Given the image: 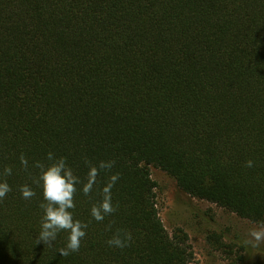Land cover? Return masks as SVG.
Instances as JSON below:
<instances>
[{
    "label": "trees",
    "instance_id": "1",
    "mask_svg": "<svg viewBox=\"0 0 264 264\" xmlns=\"http://www.w3.org/2000/svg\"><path fill=\"white\" fill-rule=\"evenodd\" d=\"M49 151L81 178L84 157L114 160L120 174L118 211L103 222L90 208L108 174L91 197L77 185L71 211L89 226L67 257L66 232L36 243L42 190L19 160ZM4 166L0 264H189L187 234L159 218L152 168L190 197L264 221V0H0ZM117 229L131 232L129 247L106 245Z\"/></svg>",
    "mask_w": 264,
    "mask_h": 264
},
{
    "label": "clouds",
    "instance_id": "2",
    "mask_svg": "<svg viewBox=\"0 0 264 264\" xmlns=\"http://www.w3.org/2000/svg\"><path fill=\"white\" fill-rule=\"evenodd\" d=\"M20 164L25 172L29 174L31 184L42 190V202L39 208L42 209L40 218V231L36 238V243H43L48 247L53 246L57 236L61 232H66L67 238L65 246L59 249L61 255L67 257L72 253H77L81 246V241L86 237L87 222L74 219L72 209H75V194L79 190L84 196L91 197L93 189L97 187L101 173H107V178L101 187L97 189L100 199L93 203L90 208L91 217L97 222H103L106 217L118 211L119 205L113 204L112 188L120 179L119 173H113L114 160H100L93 162L84 157V163L88 171L84 178L74 173L64 156L57 157L53 152L46 154V161H34L31 165L23 154L19 157ZM246 167H253V161L248 160ZM34 169L35 171H31ZM12 167L4 166L0 171V201L12 191L7 182V177L12 175ZM19 192L25 200H30L36 196L33 187L25 183L19 186ZM112 229V222L106 225V231ZM247 243L252 247L264 244V221L252 226L247 231ZM133 242V236L129 230L117 229L106 241L110 248L124 249Z\"/></svg>",
    "mask_w": 264,
    "mask_h": 264
},
{
    "label": "rangeland",
    "instance_id": "3",
    "mask_svg": "<svg viewBox=\"0 0 264 264\" xmlns=\"http://www.w3.org/2000/svg\"><path fill=\"white\" fill-rule=\"evenodd\" d=\"M157 183L155 202L159 218L171 234L181 229L193 252L189 264H264V244L252 247L247 231L256 224L222 207L183 193L158 168L151 169Z\"/></svg>",
    "mask_w": 264,
    "mask_h": 264
}]
</instances>
